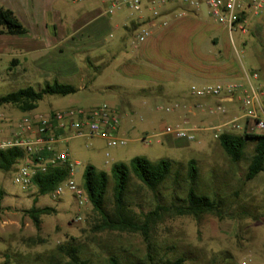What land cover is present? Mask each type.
<instances>
[{
	"label": "rangeland",
	"instance_id": "obj_1",
	"mask_svg": "<svg viewBox=\"0 0 264 264\" xmlns=\"http://www.w3.org/2000/svg\"><path fill=\"white\" fill-rule=\"evenodd\" d=\"M65 1V5L59 1L47 8L48 20L54 21L57 17L63 21L74 20L84 10L90 9L106 11L111 0H104L105 4L103 0H78V3H72L74 0ZM16 2L17 0H0V5L9 8ZM17 12L19 15L24 13L20 10ZM129 13L123 9L112 16L120 22ZM167 21L168 25L160 28L164 34L156 45L167 58L171 53L193 48L208 36L209 30L214 31L217 25L205 10L199 19L200 24L192 23L191 18H185L179 13L169 17ZM123 31L124 29L113 31V37H109V41L117 45ZM222 34L231 46V58L237 67L251 76L255 72L260 74L259 60L264 57V42L240 31L233 32L232 39L228 31ZM135 36L136 34L129 38L127 50L123 49L122 54L116 55L112 60L94 62L78 58V76L72 82L60 80L64 84L74 85L77 92L69 96H45L38 108L29 113L48 114L66 109H92L103 103L121 111V124L127 129L122 133L128 140L126 146L112 147L106 138L87 137L73 138L59 145L60 150L68 151L73 163H79L74 167V179L79 186L83 185V174L88 165L109 175L106 196L108 209H112L115 204V181L112 175L115 164L130 165L135 157H144L152 162L162 159L175 162L172 175L160 189L158 196L131 173L126 202L136 213L146 214L157 205H183L182 200L186 198L188 188V163L191 160L197 162L200 190L210 196H219L223 209L229 216L220 220L208 214L195 219L167 213L151 232L152 254L156 262L182 258L183 264H241L245 257L250 256V264H264V172L252 181H246L245 178L254 145L249 144L244 158L234 163L214 137L215 128L231 119L242 118L240 98L230 102L233 109L225 104L228 113L222 116L210 113V107L213 109L220 104H213L214 97H210L208 105L199 107V111L207 114L204 115L205 120L194 123H179L167 111L176 105L179 111L183 110L180 97H172L163 104H155L149 98L147 101L150 111L144 110L141 107L143 98L138 93L141 88L149 87L150 82L142 76L143 80L123 76L127 72L123 64L128 63L127 60L139 51L133 45V42L138 44ZM245 41L247 44H243ZM202 44L206 45V51L210 49L209 42ZM213 52L217 53L218 50L214 49ZM153 53L155 50L152 49L144 55L140 52L137 59L132 58L141 74L153 68L152 61L157 59ZM218 58H207L205 64L217 65L220 63ZM14 61L16 60L9 53H0V95L27 87L39 91L48 83L56 81L54 73H38L28 65L14 66ZM216 84L218 83L211 82L206 85ZM121 89H126L128 94L122 95L130 103L122 108L119 105L120 94L123 93ZM243 95L241 92L240 97ZM29 113L22 112L15 105L0 106V129L7 132L10 125L14 127ZM241 122L244 124L245 120L242 119ZM179 125L188 129H200L195 140H179L164 135L166 127ZM220 132L240 134L225 127H221ZM17 171L18 164L9 172L0 170V264H74L68 255L72 248L77 250L79 261L87 264H107V259L114 256L120 258L123 264L147 262L148 248L141 233L102 230L100 215L89 199L80 205L68 190L60 197H53L52 194L41 196L36 187L24 190L14 182ZM34 206L51 209L49 214L40 217L39 229L27 213Z\"/></svg>",
	"mask_w": 264,
	"mask_h": 264
},
{
	"label": "crops",
	"instance_id": "obj_2",
	"mask_svg": "<svg viewBox=\"0 0 264 264\" xmlns=\"http://www.w3.org/2000/svg\"><path fill=\"white\" fill-rule=\"evenodd\" d=\"M59 1H62L64 5L67 3L65 0H17L12 7L7 8L13 11L15 16L24 24L27 33L24 35L1 34L0 53H9L16 60V65H28L38 73H54L56 75L55 80L60 83H62L60 80L72 82L79 74L76 62L78 58H83L85 61L93 60L94 62L104 59L112 60L116 55L123 52V49L127 50L131 36L136 34L135 41H137L136 37L139 30L150 27L152 34L148 39L138 44L133 42L134 48L137 47L139 51L138 53L135 52L132 58L137 59L136 56L140 52L143 53L141 55H144L153 49L155 50L153 54L157 57L152 61L153 68L141 74L133 63L134 60L130 58L127 60L128 63L123 64L127 68V72L123 76L127 79L143 80L140 77L142 76L150 82L149 87L141 88L138 93L143 98V103L140 105L144 110L150 111L149 101H147L149 98H152L155 104H163L172 97H180L183 110L179 111L178 105H176L167 111L178 119L177 122L182 124L200 122L205 120L204 115H207L203 111H199V107L208 105L210 97L197 98L192 94L193 86L205 87L211 82L223 85H241L242 88L237 90L235 100L240 98L243 90L248 89L249 82L252 85L264 87V57H260L259 60L260 74L258 73V79L252 78L247 71H241L231 58V46L222 34L228 30L218 23L215 25L216 29L214 31L209 30L208 36L194 45L193 48L176 54L171 53L169 58L162 55L161 50L156 46L157 41L164 34L160 29L163 27L160 25L162 19L167 21L169 17L179 13L185 18H191L192 23L200 24L199 19L203 10L210 17L206 8L196 10L186 6L168 5L160 9L161 17L158 19H155L149 10H145L142 14L129 11L130 13L125 17V20L120 22H118V18L106 15L105 10L90 9L84 10L81 16L79 15L74 20L63 21L58 17L54 21L48 20L47 8ZM72 3H78V0H74ZM105 3L103 0V4ZM17 10L24 13L19 15ZM246 21L248 29L246 33L242 34H250L264 42V9L259 15L250 12L247 14ZM121 29L124 31L117 40L118 44L110 42L109 37H113L112 32ZM155 29L158 30L155 31ZM202 42H209L210 49L206 51V45L203 46ZM243 44H247V41ZM214 49L218 52H213ZM215 57L220 58V63L217 65L205 64L207 58L217 59ZM248 75L251 76L250 81ZM121 90L123 93L120 94L119 105L122 108L130 103L128 98H124L122 95L128 94L126 89ZM222 99L225 98H214L213 104L222 102ZM223 103L230 105V107L233 106L230 102L224 101ZM231 108L233 109V107ZM116 111L120 116L121 111L117 109ZM125 129L121 124L120 133H125ZM190 130H193L197 136L196 133L200 129L191 128Z\"/></svg>",
	"mask_w": 264,
	"mask_h": 264
},
{
	"label": "built area",
	"instance_id": "obj_3",
	"mask_svg": "<svg viewBox=\"0 0 264 264\" xmlns=\"http://www.w3.org/2000/svg\"><path fill=\"white\" fill-rule=\"evenodd\" d=\"M168 5L186 6L193 9L206 8L210 17L219 25L225 27L231 38L235 31L247 32V14L262 13L264 0H111L105 14L112 16L123 9L132 13L142 14L149 10L155 19L161 17L160 9ZM161 26L166 27L167 21ZM152 34L150 27L141 28L137 35V42L142 43ZM250 81L251 76H247ZM258 79V73L252 74ZM238 84H216L205 87L193 86L191 91L197 98H225L215 108L210 107V113L225 116L228 113L225 102H234ZM240 97L242 118H234L222 126L214 129V137L218 139L221 127L233 133L264 134V87L255 86L249 82L248 89ZM244 119L243 124L241 120ZM121 118L114 107L107 103L100 104L92 109H66L48 114L29 113L14 127L9 126L5 132L0 129V150L20 148L26 156L19 161L18 171L14 182L24 190L35 187L34 177L39 173H46L52 168L65 166L69 170L68 178L58 185L52 193L53 197H60L65 190L74 195L77 202L83 205L87 202V193L75 181L74 167L68 151L59 149V145L73 138H106L112 147L126 146L128 140L120 133ZM164 135L179 139L194 141L196 136L193 130L181 126H168ZM47 154L48 157H41ZM252 258L245 257L241 264H250Z\"/></svg>",
	"mask_w": 264,
	"mask_h": 264
},
{
	"label": "trees",
	"instance_id": "obj_4",
	"mask_svg": "<svg viewBox=\"0 0 264 264\" xmlns=\"http://www.w3.org/2000/svg\"><path fill=\"white\" fill-rule=\"evenodd\" d=\"M0 33L8 35H24L27 28L15 16L13 11L0 5ZM16 65V61L13 62ZM77 88L71 84H64L58 81L48 83L43 89L37 91L33 87L19 89L18 91L7 95H0V106L15 105L22 112H33L38 108L45 96H69L77 92ZM224 152L232 162H240L244 156L249 144H253V155L249 163L246 181H252L264 172V134H231L223 133L218 138ZM26 156L24 150L12 148L0 150V170L4 172L11 171L20 160ZM41 157H48L43 154ZM175 162L162 159L152 162L144 157H135L130 165L115 164L112 168V175L115 181L114 198L115 204L112 209L106 207V196L109 186V175L98 170L92 165L85 168L83 174V188L94 210L100 215V229L141 233L147 244V262L139 264H183L184 259L179 258L174 261L156 262L152 254L151 232L167 213L177 216H190L200 219L205 215H214L220 220L229 216L223 209L222 200L219 196H210L200 190L199 168L195 160L188 163V188L186 198L182 200L183 205L172 204L170 207L157 205V207L146 213H136L126 202V196L129 189L130 175L135 177L155 196L159 195L160 189L165 185L172 175ZM69 176V170L65 166L52 168L46 173H39L33 179V184L38 188L41 196L52 194L59 184L64 182ZM177 175L175 183L178 179ZM179 199V198H176ZM49 208L32 207L27 211L28 215L34 221L36 227L40 228V217L49 214ZM77 250L72 248L68 252L69 258L74 264H87L79 261ZM107 264H123L118 257H110ZM135 264V263H130Z\"/></svg>",
	"mask_w": 264,
	"mask_h": 264
}]
</instances>
